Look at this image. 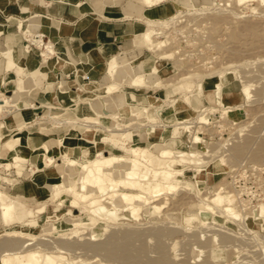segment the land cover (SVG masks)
I'll use <instances>...</instances> for the list:
<instances>
[{"label": "bare ground", "instance_id": "1", "mask_svg": "<svg viewBox=\"0 0 264 264\" xmlns=\"http://www.w3.org/2000/svg\"><path fill=\"white\" fill-rule=\"evenodd\" d=\"M161 1L162 0H81V3H84V4H86L87 2L92 3L95 11L101 13L102 15L105 14V12L102 9L103 5L105 3L111 2V3H115V4H120V6H121L120 8L122 9L121 12L123 13V17L135 16L136 19H140L145 23L144 26H141L142 24L139 25L137 27V29L132 33L131 39H129L127 42H125L124 44L121 45L120 49H121V51L125 52V56H126L127 50L128 49L132 50L133 47H142V48H145L147 50H153V51L155 50V52H158L157 56H159V58L166 57L167 55H170L171 53H173L171 55H175L177 52L179 53V50H181L183 54L180 52L181 54H179V55H181V56H178L176 54L177 55V56H175L176 59L174 58L175 63H177V62L179 63V62H181V58H183L182 55L187 54L185 52H188L189 50L183 51L181 48L178 49L177 48L178 46L176 48L172 47L173 44H172V46L167 47V45H168L166 43L167 39H162L159 37H160V35H166L168 32V29L172 28V30H173L176 27V25H177V27L175 28V31H178L179 33L181 32V37L183 35H184L183 37H186V32H184V31H186V29L188 28L187 26H189V29H187V30L189 32L191 31L190 30L191 20L188 21V23H187V20H188L187 17H188V15L191 14L192 10L191 11H189L187 9L186 10H182V9L172 10L170 8L171 6L168 4V2H166V3H162L161 5H159L161 7V9L156 12L155 18L154 17H148L145 15V7L146 6L148 7L151 5H156V4L160 3ZM179 1H182V0H179ZM203 1L206 4H210V5H207L204 8L201 7L202 9H200V10L198 8H196L197 11L195 13L199 14L200 12H203V11L208 10V9L209 10L222 9L224 11L227 10L230 13V15H232V16L234 15L235 16L234 18L242 17L243 14H242V12H237L235 9H233L235 7L232 5L233 1L235 4L239 3L240 6L242 3V5L244 7H248L250 4L249 0H233V1H229V0L228 1H226V0H223V1L222 0H203ZM221 1L222 2L225 1L226 5L220 7L219 4H222V3H220ZM187 2H190V4H192V5L194 4L196 6L198 4H201V3L203 4V2L201 0H187ZM256 2L258 5L259 4L264 5V0H256ZM227 4L232 5V6L230 7ZM258 5L257 6H251L250 7L251 10L253 11L254 9H257ZM227 6H229V8ZM259 10H260V8H259ZM150 12H151V10H150ZM192 13H194V9H193ZM212 13H214V12H212ZM225 13H226V11H225ZM214 14H216V12ZM262 14H264V13H262ZM213 16H215V15H213ZM236 21H238V18L235 20V22ZM226 22L228 23L229 21H226ZM255 22L256 23L249 22V21H246L245 23L241 22L239 24H242V23L243 24L241 26L239 25L240 27L234 26L233 24L230 23L234 27H231V28L227 27V28H230L229 30H227V28L225 27V29L228 31V33H226V34L229 36L230 40L234 41V44L236 42H238V44H239L238 45L236 43L235 44L236 47H232L233 49H236L237 47L239 48V46L241 44L244 47V44L245 45H246V43L250 44V42L252 45L256 44V43H253V42H256L255 39L257 40V39L262 38L264 40V29L261 28V26H260V28L258 27V25H260V22H259V24H257V21H255ZM213 25H215V23ZM67 27H69V26H67ZM25 29L29 33L28 34L29 35V42H32L33 45L42 48L39 51V53H40V55L43 56V58H47L51 53L55 52V49L53 48L52 43H50L49 41L45 42V40H43L41 37H34V35L31 36L32 31L35 29V26L33 24H26ZM56 30H59V29H56ZM182 32L184 33L183 35H182ZM173 33H175V32L173 31ZM40 34H42V33H40ZM179 35H178V37H179ZM245 36H247V38ZM252 36H259V37L252 38ZM207 37H208V35H207ZM189 38H192V37H189ZM248 39H249V42H248ZM188 40H189L188 38H183V41H185V43H188L186 45H189ZM190 41H191V39H190ZM212 41H214V40L212 39ZM192 42H194V41H192ZM219 44L217 46H219ZM226 44L227 43H225V46H226ZM228 44H229V42H228ZM232 44H233V42H232ZM190 45H191V43H190ZM215 45H216V42H215ZM221 45H220V47H221ZM174 46H175V44H174ZM188 47H190V46H188ZM210 47H212V46L210 45ZM230 47H231V45H230ZM249 48H251V45ZM201 49H202V47H201ZM226 49H227V47H226ZM243 49H247V48H243ZM6 50H8V52L11 56L10 60H6V65L8 66L9 64L17 63L16 62L17 61V56H16L17 54L13 53L14 49L12 47H8V48H6ZM238 50H240V49H238ZM238 50H236V51H238ZM236 51L234 54H232L233 53V51H232L231 54L234 56L236 54ZM32 53H36V52L34 51ZM199 53H201V50ZM189 54H192V53L189 52ZM58 55H59V53H58ZM200 55L201 54H199V56ZM125 56L124 55L121 56L120 53H115V54L110 55L107 58L105 72L111 74L112 75L111 77H113L112 79H114V80L104 84L102 87V91L100 90L101 92L100 91H98L99 93L93 92V94H92L93 96L89 99V101H87V103H86L87 105L84 106V108H86L87 111L86 112L83 111L85 120L86 119L90 120L89 119L90 111H94V112H95V110L98 111L100 109V107L102 106V108L111 112V116L116 118L118 125L123 124V126L125 125V127H121V126L118 127V125L112 126V127H106L103 124L97 123V121H93V123H92V121L91 122L87 121V123L84 124L85 126L83 128H80V127L78 128L76 125H74V122L77 119H75V120L74 119H72V120H69V119L60 120V119H57L54 114L50 113L48 117H50L51 122L59 124V125H67V130L63 134H60L58 137L56 136L57 137L55 140L56 144L54 146H49L47 143L41 142V143L34 144L33 149H32V151H34V153L37 154L38 161H36V165L34 167H32L30 165L28 168L30 169V172H31L30 176H31V178L34 179L35 185L38 187L41 186L40 188H42V191L44 190L42 186L45 185L46 190L44 192L45 193L47 192V199L52 200V201H56V203H59V204H62V202H63V199L61 198V194L63 192H69L72 196L69 199V204L72 207H78L82 212L86 213L85 216H80L77 214H72L71 209L68 210L69 214L64 215L62 220L60 222H58V231L57 230H55V231L59 232L60 230L61 231L64 230L62 232L61 231L59 232V234H61V233L63 234V235L61 234V236H64L65 232H68V233L70 232L73 234L72 235L73 237L75 236L74 234H79V235H82V236H80L82 238H80V237L79 238H73L70 234L71 237L68 238L69 239L68 240L66 237V233H65L64 238H66V239H64L63 237H58V239L56 238L57 240L55 238L52 240L51 238L48 237V239L45 240L43 238L46 237V235H44V237H42V239H41V242L39 240V245L37 243L38 240L36 241L35 244L31 245L30 243H27V241L24 239L25 237L23 238L22 235L20 234L23 230L20 231L21 226L19 225L18 228H16V229L13 228V230L15 229V232L16 233L19 232V234L21 236L18 235V237H17L16 234H15V236H14V234L9 236L11 233H7L9 235L6 236L5 232L3 233L4 235L2 233H1L2 235H0L3 237L5 236L4 238L1 237V239H0L1 240L0 241V264H111L112 262H110V261L116 262L115 260H117V262L119 261L118 264H121L120 261L123 264H177V263L178 264H217V263L211 261L210 255H209L210 253L207 252V250L209 248H211V246L208 247L207 250L205 248V252H207V255H209V256L206 255L204 258L201 257L202 258L201 261L196 262V260L198 258H196L195 261H191V260L187 259L188 258L187 255L185 257H183L184 259H187V261L183 260L182 256L180 257V259L183 260L182 262L174 261V260H176V258L174 259L173 257H175V255L177 254L175 252L176 249L173 248L175 245H173L171 242V244L173 246L172 247L170 246V249L173 248V249H175V251L169 250L168 246H165L167 244V242L165 244L163 241L164 239H165V241L167 239L166 238L162 239V238H163V235H165V234H166L165 237L169 234L173 235L172 233H175L174 231H178L181 229H179V227H177L174 223L169 222V221H158L161 223V224H159V226L158 225L156 226V224H154V222H157V220L156 221L152 220L153 223L152 224L150 223L151 218L149 216H151L152 219L157 217V214H155V212L161 213L160 212L161 208L166 206L164 203L171 201L173 199H174V201H175V199L177 200L178 197L173 198V199H171V198L178 191H181L180 193H183L184 195L186 194L188 197L191 196L190 200H185L186 198L184 199V195H183V198L180 197V196H182V194H181L179 196V199L181 198L180 201H182V200L185 201V202L182 201L184 203L179 201L181 203V206H182V204L186 203V205H185L186 208H190L191 210H195L196 213H198L202 216L204 215L202 217L203 220L204 219L206 220V218L209 216L210 219L213 218V220H215V221L212 220L213 222H216V221H217V223H218V221L220 222L218 225L221 228H216L215 229L216 231L213 230L215 232V234H213L214 232H212L213 235H211V237L216 235L215 238L217 239V244L218 245L220 244L221 247L233 245V247H235V249L240 248L241 239H239V235H237L236 231L238 230V228H241L242 230L244 228L243 226L242 227H236L237 228V230H236V229L229 227L226 224H224V220L220 221V219H222V216H225V214H230L229 217H232L234 222H236L235 219H237L238 217H240V219H242L245 216H250V217H252V219L254 221H258V222L264 224V199L260 200V201H257V199H256L255 200V202L257 201L256 204H251V203L248 204L249 202H247L245 200H241L238 197L240 191L233 186L232 187L229 186L228 184L230 182H227L224 179V177L220 178V180H218L214 184L205 185L204 190L200 189L198 179L195 178L194 181H191V180L188 181L184 178V175L186 174L185 169L177 167L176 162L180 161L184 158H190L192 160L194 159V161L196 160V162L198 164L201 161L206 162L205 158L203 157L204 156L203 151L193 149V148H190V150L185 151V150L179 149V148L175 149V148H170L168 146H163L169 141V139L171 137H165L161 141H153L150 144H142L141 143V140L144 137H150V135L152 133H154V131H155L154 125H155V122L157 120V117H156L157 115L160 116L162 112H166V111H170L173 114L178 113L180 111H183V109H184L183 105L178 103L179 97L178 98L163 99L157 95L148 96L149 98L152 97L154 99V102H150L147 100V103L145 104V103H138V102H132V103L126 102L125 99H123V97L121 95H114L113 100H112L114 110L110 109L109 104L106 103L105 101H95V99L96 100L103 99L104 97H106L109 94L116 91L118 86H120L119 85L120 82H122V83L124 82V84L127 83L130 86H135L137 88H139V87L147 88L149 86L154 85V83H156L157 81L165 80V78L167 77L165 75V71H167L170 68V66H165V65L161 66V65H159V63H157V60H154L153 62H149L146 65V69H145V68H143L142 63H139V65L137 62L133 64L132 63L133 59L131 57L127 59V57H125ZM242 61H243V64L240 63V65L245 66L246 62L244 63V61H247V60H242ZM200 62H202V61H200ZM202 63L204 64V62H202ZM198 65H197V68H198ZM205 67H206V65H205ZM193 69H194V67H193ZM195 69H196V67H195ZM190 70L192 71V69H190ZM200 70H201V68L199 69V71ZM204 70H205V68H204ZM194 71H196V70H193V72ZM220 71L221 70H219V71L217 70L216 72H212V73H214V79L206 81L208 87L213 90V101L220 108H217L216 106H208V105L203 106L200 110H197V111L195 110L196 112H195L194 116H192V117L191 116L190 117L189 116L178 117L176 119V121L172 122L174 124H180L181 127L183 128V130L186 131V135L189 136V139L192 142L202 141V138H200V136L198 134L199 127L201 129L202 128L204 129V124H209V123H212L214 121L218 122V120L221 117H222V119L227 117L226 112L235 108L236 105L237 106L240 105L238 103L235 106H232V105L225 103V101H226L225 100V92H223V90H222V89H224L223 85H225V82L223 81V77L225 75V72L224 71L220 72ZM104 76L105 75L103 74L102 77H104ZM238 76L240 77L239 79H240L241 86H242V92L244 94V99L246 101H253L255 99L260 100L261 99L260 97H263L262 94L264 93V91L261 94L262 96L260 95V93L255 94L256 92L255 93L251 92V85L252 84L248 81L247 78L244 79V76H245L244 70ZM2 77L3 78L1 80V82L3 84H6L7 87L12 86L14 79L7 78L6 74H3ZM241 77H243L242 80H241ZM25 78H26V81L27 80L32 81V75L31 74H29ZM166 80H168V79L166 78ZM198 82L193 81V79L191 80V78L190 79L189 78H183L178 83L175 82L176 83L175 88L184 92V96H183V98H181V100L184 103L188 104L190 107L192 106L193 109H195V107L197 106V104L195 103V97L197 95H199L201 90L203 89V86ZM88 84H90L92 88L91 89L88 88L85 90L89 91V92L95 91V89H96L95 84H97V81L84 83V85H88ZM81 86H83L82 83H81ZM258 90H259V92H261V90H263V89L260 87V89L258 88ZM258 90H256V91L258 92ZM71 92L72 93L70 94V96L68 95L70 97V100L77 102V100H78L76 98L77 96L75 97L76 91L72 90ZM59 94H60V95H58V98L60 99L59 101H62L61 99H65L67 91L66 90H60ZM254 95H256V96L253 97ZM20 98H21V96L19 95L17 90L13 91V93H10V94L4 93V91H0V116L2 114L12 112L14 107L16 108L18 106L17 101ZM159 98L162 99V101H161V103H159L157 105V104H155V102L158 101ZM253 98H255V99H253ZM124 102H126L125 103L126 105L124 104ZM51 107H53V106H51ZM67 107H69V106H67ZM217 117H220V118H217ZM85 120H82V122H84ZM220 120H219V122H220ZM142 121H146V122H142ZM95 122L97 125L94 124ZM148 122H149V124H148ZM229 122H231V124L232 123L238 124V130L243 129V127L245 126V123H241L240 121H235L233 119H232V121H229ZM23 123L25 124L26 122H24V120L19 118L16 121L12 120L10 123H8V125L12 126L13 129L16 132H18L19 130H21L24 127ZM213 125H215V124H213ZM143 126H145V127H143ZM208 128H210V127H208ZM103 129L107 130L108 134L111 137V141H117V134H119V136H120L119 138L128 139L129 146H130V153L129 154H122V153H108V154H106L104 152V149H103L104 144H105L104 141L101 138L97 137L98 131H102ZM174 130H176L175 126L172 128V131H174ZM135 137H136V140L138 141L136 143L134 140ZM260 137H262V139H259L258 143L256 144L257 147L255 146L256 148H254V146H252L254 148L252 156L254 159H256V161H257V158L260 160L264 158V135L260 136ZM7 138H9V137H7ZM18 140H19L18 134H15V133L11 134V137L8 140H6V145L11 149V153L9 154L8 157L0 156V167H3L6 171L13 169L17 175H22L23 171L26 169L25 163L28 161V158L25 154L22 153V151H19V149L16 147ZM251 140L252 139L250 138V136H247L245 138L243 137L242 140H237V142H235L236 141L235 140L234 141L235 143L230 144L231 146H229L226 149L227 152L225 154L221 150L223 155L220 152H219V154H221L220 157L222 159H224L222 161L227 162V164H229L228 166L233 168L234 164L232 162H234L235 160L237 162L239 159L237 160L236 158L244 155L243 153L248 148ZM75 141H76V143L77 142L80 143V145L77 144L74 146H70L73 142L75 143ZM252 147H250V148H252ZM77 148H79V150H80L79 151L80 158H76V157L72 156V153ZM89 148H92L93 150L90 151ZM152 149L156 150L157 153L152 152ZM54 150H56V152H53ZM207 151H208V149H207ZM223 151H224V149H223ZM211 153L212 152H210L209 155ZM219 154H217V156ZM212 155H214V154H212ZM248 155H250V158L252 157L251 154H248ZM214 156H216V154ZM244 157H245V155H244ZM248 158L249 157H247V159ZM253 158H252V160H253ZM194 161H191V162L195 163ZM204 162H201V164ZM237 163H235V165H238ZM249 163H250V161H249ZM249 163H247V164H249ZM252 163H254V162H252ZM50 164H52L53 167H50L49 166ZM59 164H63V170L62 171L56 170V166ZM260 164H262V163H260ZM193 165H195V164H193ZM246 165H244V166H246ZM251 165H253V164H251ZM244 166H243V168H244ZM263 167H264V164H263ZM192 168L194 169L195 166L191 167V169ZM197 168L198 167H196V169ZM260 168H258V169H260ZM51 170H54V171H51ZM244 170H245V168H244ZM233 171H234V169L231 172L233 173ZM251 171H252V169H251ZM210 173L211 172H209L208 175L216 174V170H214V172H212L211 174ZM232 173H229V174H231V176H232ZM251 173H250V175H251ZM257 173H258V171H257ZM238 174H240V173H238ZM234 176H232V177L234 178ZM242 176H244V175H242ZM2 177H5V176H2ZM237 178H238V176H237ZM262 179L263 178H261L260 180H262ZM233 184H234V181H233ZM243 186H244V184H243ZM246 187L244 189H246ZM250 190H252V189H250ZM260 190H257V191H260ZM263 190L264 189H262V191ZM160 194L161 195L163 194L164 197L162 198V200L157 201V200H159L158 196ZM161 195H160V197H162ZM250 200H248V201H250ZM177 204H179V203L174 202V205H177ZM43 207L44 206H39L35 210L28 209L26 214L28 216H33L35 211L40 212V211H42ZM97 214H99L102 217V219L106 218V220H107V218H109L108 220H110V218L113 219L117 216H124L125 215V216H127V219H128L127 221H131L130 219L138 220V222H136V223L134 222V224H138V225H140L141 223L145 224L148 221V220H145V218L149 217L150 222L148 221V223H150V225L147 223L148 225H145V227L149 226L150 229L144 230L143 224H142L143 227L141 225V227L143 229H141L140 226L137 227L138 225L136 227H130L132 225H129L127 222V224L129 225V229L125 228V227L124 228L122 227L123 229L120 228L122 230H119V229L118 230H113V229L110 230L109 229V230H107V232L109 231V233L105 232L106 235L104 234L105 237L108 235L104 240H102V236L100 237V240H97L96 234L93 231L91 232L89 230V228L92 225H90V227H89V224L86 223L87 220H93L94 222L95 221L97 222L98 219L101 218L100 216L98 218ZM163 214H165V216H166L165 210H164V213L162 212V214H160V215L164 216ZM95 215H97V216H95ZM139 215L141 217H139ZM16 216H18V210L16 208V199L9 196V194L6 191H4L0 188V223L12 222V221H14ZM47 217L49 218V216H47ZM50 217H58V214H55V213L50 214ZM136 218H138V219H136ZM140 219H143V221H146V222H142V220H141V223H140V221H139ZM168 219L170 220V217ZM197 219H199V218H197ZM18 220H20V219H18ZM22 220H24V219H22ZM99 220H101V219H99ZM108 220H107V222H108ZM164 220H166V219H164ZM206 221L208 222V220H206ZM212 221H210L211 224H212ZM30 222L31 221H29V223ZM124 222H126V221H124ZM124 222H123V224L125 225ZM162 222L166 223V224H164V226H163ZM242 222H243V220H242ZM26 223H27V220H26ZM26 223H24V224H26ZM53 223H54V221L50 222L49 224H51L53 226L54 225ZM110 224L105 222L104 225L102 226L103 230L105 231L107 228H110V226H111ZM113 224H115V223H113ZM132 224H133V222H132ZM172 224H174L175 227ZM211 224H210V226H211ZM52 226L49 229L43 226V229L46 230V233H47V230H48V232L51 233V231H49V230H51V228L54 229V227H52ZM225 227H227V228L225 229ZM112 228L117 229L116 227H112ZM68 229H70L71 231ZM85 229H87V231H90V232H87V231L84 232ZM248 229H250L249 230L250 233H253V234L258 233L259 234V232H258L259 230L252 229V228H247L245 230H248ZM65 230H68V231H65ZM194 230L195 229H193V233L190 234L191 236L187 235V236H189V237H186V239H185L187 242H189L187 239V238H189L192 242H196L198 244H200V243H203V244L211 243L209 241V237H207L208 239H205V237H201L202 236L201 234L204 233L205 229L202 230L201 233H200V228L199 229L197 228L195 231ZM3 231H4V229H3ZM5 231L6 232L9 231V229H7ZM145 231L147 232V234H149V236L151 234L152 235L151 237L155 238V241H156V242L154 241V243H155V245H154L155 251L154 252L155 253H153V254H150V252L153 250V249L151 250V247L153 246V244L150 243L152 246L149 244H145V241H147V243H148V239L150 238L148 236L143 235L146 233ZM184 231L186 232V230H184ZM196 231H198V232H196ZM10 232H12V231H10ZM52 232H53V230H52ZM181 232H182V230H181ZM25 233H27V232H25ZM25 233L23 236L26 235ZM170 235H169V238H170ZM205 235H208L207 232ZM12 236H14V237H12ZM67 236L69 237V234ZM20 237H22V238H20ZM143 237L145 238L144 243H143ZM147 237H148V239H147ZM71 238H73V239H71ZM215 238L213 237L214 240H212V242L215 241ZM211 239L212 238H210V240ZM152 240H154V239H152ZM173 241H174V239H173ZM243 242H245V241H243ZM215 243L216 242H214L213 245H215ZM186 244H189V243H186ZM203 244H200V245L202 246ZM241 244H243V243H241ZM147 245L150 246L151 251H149V247ZM167 245H169V244H167ZM194 245L195 244H193L192 247ZM38 246H40L42 248H40ZM218 247H220V246H218ZM245 247H247V246H245ZM39 248L42 250H38ZM76 248H79V249H77V250H80L79 252H77L79 254H75ZM80 248L82 250L84 249L86 251L90 250L89 251L90 253L84 252L85 256H81L80 254L82 253V251ZM167 249L170 252L173 251V254H174L173 257L168 252ZM191 249H193V248H191ZM146 250H148L149 253H147ZM193 251L196 252V250H193ZM250 251L251 250H249L247 252H250ZM99 253L100 254L102 253L101 256L103 257L104 261L102 260L101 256H99V258L97 257L98 255H100ZM251 253H254V252L251 251ZM86 254H91V256H88ZM149 254H150V256H149ZM179 254H177L178 257L176 255L177 258H179ZM239 254L240 253H238V255ZM95 255H97V256H95ZM242 255L244 256V254H242ZM239 257H241V256H239ZM243 258H245V257H243ZM260 259L262 260V258H260ZM230 260L232 261V259H230ZM234 261H237V262L234 263ZM238 261L240 262V260H237V258L235 257V259L233 260L232 263L237 264V263H239Z\"/></svg>", "mask_w": 264, "mask_h": 264}, {"label": "rangeland", "instance_id": "2", "mask_svg": "<svg viewBox=\"0 0 264 264\" xmlns=\"http://www.w3.org/2000/svg\"><path fill=\"white\" fill-rule=\"evenodd\" d=\"M201 1L203 2V4L201 3V4H198L196 6L194 4L193 5L190 4V2H187V0H182V1H179V2L183 3L184 6L176 7V9H182V10H186L187 9L189 11H191V10L193 11V9H194V13H192V11H191V14L188 15V17H187V19H188L187 23H188V21L191 20V27H190L191 31L189 32L187 30V29H189V26L186 25L188 27V28L186 27L187 29H186V31H184V32H186V37H183L184 36L183 32H182L183 36L181 37V32L179 33L178 31H175V28L177 27V25H176V27L174 26L175 28L173 27L174 28L173 30H172V28H169L166 35H160V37H159V38H162V39H167V42H166L168 44L167 47L168 46H172V44H173L172 47L176 48L178 46L177 48L178 49L181 48L183 51H186V50L188 51L189 50L188 52H185L187 54L182 55L183 58H181V62L175 63V60H174L175 56H177V55L181 56V55H179V54L182 53L181 50H179V53L178 52L176 53L177 55L176 54L175 55H171V54H173V53H171L170 55H167L168 57L166 56V57L159 58V56H157L158 52H155V50L154 51L153 50H149V51L147 50L146 51L145 48H141V50L145 51L144 56L145 57L149 56V58H150V59L142 60L143 68L146 69V65L149 62H153L154 60H157V63H159V65H161V66H164V65L165 66H170V68L167 71H165V75L167 76V77L166 76L165 77L168 80H166V78H165V80H163V81H157L156 83H154V85L149 86L147 88H144V87L143 88L142 87L137 88L135 86H130L127 83L124 84V82L123 83L120 82V84H119L120 86H118L116 91H114L113 93H111L108 96L104 97L103 99H100V100L99 99L98 100L95 99V101H108L109 97L111 98L109 101H112L114 95H121L123 97V99H125L126 102H131V103L132 102H138V103H145L146 104L147 100L150 101V102H154V99L152 97L151 98L146 97V94L149 95V96L157 95V96H159L160 98H163V99L178 98L179 97L178 103L183 105V107H184L183 111H180V112L175 113V114H173L170 111H166V112H162L160 116L157 115L156 116L157 120H156L155 125H154V128H155L154 129L155 130L154 133H152L150 135V137H144L141 140V143L142 144H150L153 141H161L165 137H171L169 139V141L163 146H168L170 148H175V149L179 148V149H183L185 151L190 150V148L203 151L204 152V156L203 157L205 158L206 162L208 161L207 163L204 162V161H201V162H204V163L201 164V162L199 161L200 163L198 164L196 162V160L194 161V159L192 160L190 158H184V159H182L183 161L180 160L181 162L180 161L176 162L177 167L185 169L186 174L184 175V178L186 180H188V181H190V180L194 181L195 178L198 179L199 180V187L202 190L205 189V185L214 184L218 180H220V178L224 177V179L227 182H230L228 184L229 186H231V187L233 186V187H235L237 189L238 187L236 185L242 186L244 184V188L246 186H247L246 189L248 188L247 190L245 189L248 195L251 194L252 192L254 194H256L257 192H259L257 190L264 189V187H263L264 186V182H263L264 181V167H263V164H264V160L263 159L264 158L261 159V160L257 158V161H256V159H254L253 156H252L254 148L257 147L256 144L258 143L259 139H262V137H260V136L264 135V98H263L264 97V93L262 94V92L264 91V40L262 38L257 39V40L255 39L256 42H253V43H256V44L252 45L251 42H250V44L246 43V45L247 44L249 45V46L247 45L248 47L245 44H244V47H243V45L241 44L242 46L240 45L239 48L237 47L236 49H233L232 47H236L235 44L236 43L238 44V42H236L234 44V41L230 40L229 36L226 33H228L227 30H229L231 27H234V26L238 27L239 25L241 26L243 23L242 24H239V23H241V22L245 23L246 21L254 22V23H256L255 21H257V24H259V22H260V25H258V27L260 28V26H261V28L264 29V14H262V13H264V5H261V4L258 5L256 0H249V2H250L249 6L248 7H244L242 5V3H241V6H240L239 3H238L239 5H238V4H235L233 0H229V1H233L232 5L235 6L233 9H235L237 12H242V14H243L242 17H237L238 21L240 19L242 21L240 20L239 22L238 21L235 22V20L237 18H234L235 17L234 15L233 16L230 15V13L227 10H225L226 13L222 9H217V10L216 9H212V10L208 9V10H205L203 12H200L199 14L195 13L197 11L196 8H198L200 10V9L204 8L205 6H207V5H210V4H206L203 0H201ZM222 1L220 2L222 4H219L220 7L226 5L225 1L224 2H222ZM226 1H228V0H226ZM166 2H168V4L170 5L169 0H162L160 3H158L156 5H161L162 3H166ZM229 4H227V5H229ZM232 5H229V6L231 7ZM257 5H258V8L257 7L256 8L258 10L254 9L252 11L250 7L251 6H257ZM229 6H227V7L229 8ZM259 8H260V10H259ZM212 12H214V13L216 12V14H214ZM212 14L215 15V16H213ZM140 21H141L140 23L142 24L141 26H144L145 23L142 20H140ZM226 21H229V22L227 23ZM213 22L215 23V25H213L214 24ZM230 23L233 24L234 26L231 25ZM225 27L226 28L230 27V28H227V30H226ZM173 31L175 33H173ZM34 32H35V29L32 31L31 36L34 35ZM178 35H179V37H178ZM207 35H208L209 38L207 37ZM189 37H192V38H189ZM245 37L247 38V36H245ZM257 37H259V36H252V38H257ZM183 38H188L189 39L188 40L189 45H186L188 43H185L186 40L183 41ZM190 39H191V41H190ZM212 39L216 42V45H215V42L212 41ZM192 41H194L195 43L192 42ZM228 42H229V44H228ZM232 42H233V44H232ZM248 42H249V39H248ZM190 43H191V45H190ZM225 43H227L226 46H225ZM174 44H175V46H174ZM218 44H219V46H217ZM30 45L31 44H30V42L28 40L27 46L24 47L25 50H29L30 49L29 48ZM210 45L212 47H210ZM220 45H221V47H220ZM230 45H231V47H230ZM250 45H251V48H249ZM188 46H190V47H188ZM201 47H202V49H201ZM226 47H227V49H226ZM242 47L243 48H247V49H243ZM41 49H42L41 47L32 45V47L30 49V52L32 53V52L35 51L37 55H40L39 51ZM238 49H240V50H238ZM0 50H1V48H0ZM130 50L131 49H128L127 52H129ZM133 50L138 52V49H133ZM133 50H131L130 53H126V55L128 56L127 59L130 58V56H132V55L133 56L136 55ZM197 50L199 52L201 50V53H199ZM231 50L233 51V53H232ZM236 50H238L239 52L236 51ZM1 51H2V54L5 55V58H0V63H2V65H4L5 68L7 69V72L5 73L6 77L9 78V79L10 78L13 79V77L11 75L12 72L9 71V69H11L12 67L16 66L17 67V71H20L21 70V66H19L20 64H19L18 60L16 61L17 63L9 64L7 66L6 65V60H10L11 56H10L8 50H6V48L2 49ZM235 51H236V54L233 56L232 54H234ZM189 52L192 53V54H189ZM198 53L201 54V55L199 56ZM40 56L43 58L42 55H40ZM242 60H247V61H244V63L246 62L245 66L240 65V63L243 64ZM200 61L204 62V64L206 65L207 68ZM136 62L138 63V65H139V63H141V62H139V58H136V59L134 58L132 60L133 64L136 63ZM197 65H198V68L199 69L201 68L202 71L201 70L199 71V69L197 68ZM193 67H194V69H193ZM195 67H196V69H195ZM204 68H205V70H204ZM190 69H192V71ZM193 70H196V71L193 72ZM217 70L218 71L221 70L220 72H223V71L225 72V75L223 77V81L225 82V85H223L224 89H222L223 92H225V100H226L225 103L229 104V105H232V106H235L236 104L239 103L241 106L240 105L239 106L236 105L237 107L235 106V108H233L232 110L226 112L227 117H225L223 119H222V117L221 118L217 117V118H220L221 120L219 119L220 122H219V120H218V122L217 121L212 122L215 125H213L212 123H209V124H204V129L203 128L201 129L199 127L198 134H199L200 138H202V141H200V142H192V141H190L189 136L186 135V131L183 130L181 125L180 124H174L172 122L176 121V119L178 117H187V116H189V117L191 116L192 117V116H194L195 112L197 110H200L203 106H207L208 105V106H216L217 108H220L213 101V90L211 88H209L207 83H206V81L214 79V73H212V72H216ZM243 70L245 71L244 79L247 78L248 81L252 84L251 85V92H253V93L256 92L255 94L260 93V95L261 94L263 95V97H260L261 98L260 100L253 98L255 100L246 101L244 99V94L242 92V86H241V82H240V79H239L240 77L238 76L241 72H243ZM103 74L105 76L101 78V81H97V84H95L96 85L95 91L89 92V91L85 90V89H88V88H90V89L92 88L90 84H88V85H84L83 84V86H81V84H80L78 86V89L76 90V95H75V97L77 96L76 98L78 100H77V102L73 101V103L71 105H67L69 107H67V106L66 107L65 106H59V108H58L57 106L48 103V104H44V105H46L47 108H49L48 111L45 110L44 106L40 108V111L38 113V115H40V116L35 118L34 121L39 123L42 127H44L45 124L49 125L51 123L52 127L50 129H48V130L44 129V128L40 129L39 127H37L38 124L33 125L30 128L35 126V127H37L36 129H39L40 131H43V132H46V133L49 132V134H51L49 136H51V137H56V136L58 137L60 134H63L64 132H66L67 125H59V124H56V123H52L51 120H50V117H48L50 113L54 114L55 117L57 119H60V120H63V119H69V120L74 119L75 120V119H77V120H75L74 125H76L78 128L79 127L83 128L85 126L84 124L87 123V121L88 122L92 121V123H93V121H97V123L103 124L106 127L117 126L118 123L116 121V118L111 116V112L105 110L104 108H102V106L100 107V109L98 111H96V110H95V112L94 111H90V113H89V116H90L89 119L90 120H88V119L85 120V118H84L83 111H85V112L87 111V109L84 108V106L87 105L86 104L87 101H89V99L93 96L92 95L93 92L99 93L98 91H100V90L102 91V87H103L104 84L114 80V79H112L113 77H111L112 76L111 74L106 73V72H104ZM2 78L3 77L1 76V79ZM183 78H189V79L191 78V80L193 79V81H196V82L199 81L198 83H200L203 86V89L201 90L200 94L195 97V103L197 104L195 109H193L192 106L190 107L188 104L184 103L181 100V98H183V96H184V92H182L181 90L175 88V85H176L175 82L178 83ZM242 78L243 77H241V80H242ZM32 84H33L32 81H29V80L26 81V78H22V77L18 76L16 78V80H14L12 86H10V87L13 88V91L19 90L18 93H19V95H21V92L24 91V87L25 86H31ZM260 87L263 89V90H261V92H259V90H258V88L260 89ZM132 90H134V93H133ZM256 90H258V92ZM128 91L129 92L132 91L130 93L132 98H129L130 94L128 93ZM125 92L127 94H125ZM135 92H137V93H135ZM70 93H72V92H70ZM9 94H10V92H9ZM127 95H128V98H127ZM69 96H70V94H69ZM255 96L256 95H254L253 97H255ZM160 98L158 99V101L155 102V104L158 105L159 103H161L162 99H160ZM126 102H124V104ZM51 106H53V107H51ZM112 110H114V106H112ZM81 119L85 120L86 122L85 121L82 122ZM232 119L235 120V121H240L241 123H245V126L243 127V129L238 130V124H233V123L231 124V122H229V121H232ZM142 122H146V121H142ZM94 124H96V122ZM148 124H149V122H148ZM119 126L125 127V125L123 126V124L122 125H118V127ZM174 126H175L176 130L172 131V128ZM143 127H145V126H143ZM206 127L207 128L210 127V128L207 129ZM18 132L15 131V134H17ZM247 136H250V138L252 140L250 141L248 148L243 153L245 155V157H244L243 154H242L243 156L237 157L236 159L237 160L239 159L237 161L238 163L236 162V160L235 161L233 160L234 162H232V163L234 164V167L231 168L230 166H228L229 164H227V162L222 161L224 159H222L220 157V155L221 154L223 155V153L225 154L227 152L226 149L229 146H231L230 144L237 142V140H242L243 137L245 138ZM97 137L101 138L104 141L105 144H104V148L103 149H104V152L106 154H108V153L129 154L130 153V146H129L128 139L119 138L120 137L119 134H117V141H111V137L108 134L107 130L103 129L102 131H98ZM134 140H135V143L138 142L136 140V137H135ZM77 144L80 145V143H78V142L76 143V141H75V143L73 142L70 146H74V145H77ZM252 146H254V148ZM250 147H252V148H250ZM207 149H208V151H207ZM223 149H224V151H223ZM89 150L92 151L93 149L89 148ZM221 150H222L223 153L221 152ZM79 151H80L79 148L75 149L74 152L72 153V156H74L76 158H80ZM53 152H56V150H54ZM152 152L157 153L156 150H153V149H152ZM210 152H212V153L209 155ZM219 152L221 154H219ZM212 154H214V155L216 154V156H214ZM217 154H219V155L217 156ZM248 154H251L252 157L250 158V155H248ZM36 157H37V155H36ZM247 157H249L250 159L249 158L247 159ZM252 158H253V160H252ZM37 161H38V157H37ZM191 161H194L195 163H193ZM249 161H250V163H249ZM252 162H254V163H252ZM235 163H237L238 165H235ZM247 163H249V164H247ZM260 163H262V164H260ZM25 164H26V169L23 171L22 175L25 178H30L31 179L33 188H34L35 192L39 193V195L38 196H29V195L22 196V195H19L15 189H13V191H12L11 189H8L7 187L3 188L0 185V188L2 190L6 191L9 194V196H11L12 198L16 199V208L18 210V216H16L17 219L15 218L14 221L9 222V223H0V235H2L4 232H5L6 236L9 235L7 233H11L9 236H11L12 234H14V236L16 234L17 237H18V235L19 236L22 235L23 238L25 237L24 239L27 241V243H30L31 245L35 244L37 240H38L37 243L39 245V240L41 242V239H42V237H44V235H46V237H47V238L46 237L43 238L45 240L48 239V237L51 238L52 240L54 238L58 239V237H63L64 238L65 233H66L67 239L70 238L73 235L70 232L69 233L65 232L64 236H61L62 233L59 234V232L61 230L59 232H57L58 231V222H60L62 220L64 215H68L69 214L68 210H70V209H71V213L72 214L85 216L86 213L82 212L78 207H72L69 204V199L72 197L69 192H63L61 194V198L63 199L62 204L56 203V201L48 200L47 199V192L46 193L44 192L46 190V186L45 185L42 186L43 189H44L42 191V188H40L41 186L38 187V186L35 185L34 179L31 178V176H30L31 175L30 169L28 168L30 166V164L27 163V162ZM193 164H195V165H193ZM251 164H253V165H251ZM244 165H246V166H244ZM49 166L53 167L52 164H50ZM194 166H195V168L191 169V167H194ZM243 166H244L245 170L247 169L246 171L244 170ZM196 167H198V168L196 169ZM258 168H260V169H258ZM262 168H263V171L261 170ZM233 169H234V171H233L234 174L231 172ZM251 169H252L253 172L251 171ZM56 170L57 171H62L63 170V164H60V166L57 165L56 166ZM214 170H216V174H211L212 172H214ZM9 171H6L3 167H0V183H1L2 180L8 181L6 173H8ZM51 171H54V170H51ZM257 171H258V173H257ZM209 172H211L210 173L211 175H208ZM229 173H232V176L235 175L234 176L235 179ZM238 173H240V174H238ZM250 173H251V175H250ZM22 175H19V176H22ZM242 175H244V176H242ZM2 176H5V177H2ZM237 176H238V178H237ZM259 178L260 179L263 178V179L260 180ZM9 181H11V180H9ZM233 181H234V184H233ZM249 188L252 189V190H250ZM180 192L181 191L176 192V194L174 196H172V198H171V199H173V198H177L178 197L177 200L175 199V201H174V199H173L171 201H168V202L164 203L166 206L164 205L165 207L161 208V210H162V211L160 210L161 213L155 212V214H157V217L152 219V217L149 216L151 218V222L149 220L150 219L149 217L145 218V220H148L151 224L153 223V221L157 220V222H154V224H156V226L157 225L159 226V224H161L158 221H169V222L174 223L177 227H179V229L182 230V232H181V230L174 231L175 233H172L173 235L169 234L170 238H169V235H167L165 237L166 234L163 235V238H162V239H164V238L167 239L166 241H165V239L163 241H164L165 244H166V242H167V244H169V245H167V244L165 245V246H168L169 250L175 251V249H176L175 252L177 254L180 253L179 254V258H177L178 257L177 254H176L177 257H176V255H175V257H173L174 256L173 251L170 252L167 249L168 252L172 255V257L174 259L176 258V260L173 259L174 261L182 262L183 260L187 261V259H189L191 261H195L196 258L199 259V260L197 259L196 262L197 261H201L202 260L201 257L204 258L207 255V252H208V253H210L209 255H210L211 261L215 262L217 264H229V263L233 264L232 262L235 259V257L237 258V260H240V262L243 260L241 263L238 261L240 264H264V254H263L264 251H263V253H262L263 255L261 257L258 254L251 253V251L247 252V251L251 250V248L250 247H245L244 242H243V247L236 248V249H235V247H233V245H228V246H225V247L223 245H222L223 247H221L220 244L218 245L217 244V239L215 238L216 235H214L212 237H211V235L215 234V232L213 230H215L216 228H221L218 225L220 222L219 221H218V223H217V221L213 222L215 220H213L212 217H211L212 219H210L209 216L206 218V220H208V222H207L205 219L203 220V218H202L204 215L202 216V215L196 213L195 210H191L190 208H186L185 207L186 203L182 204V206H181L180 202H182L184 200L180 201V199L183 198L184 194L180 193ZM263 192H264V190H263ZM181 194H182V196H180ZM160 195L158 196L159 200H157V201L162 200V198L164 197L163 194L161 195L162 197H160ZM179 196L181 197L180 199H179ZM189 197L186 194L184 195V199L186 198L185 200H190L191 196H189ZM245 198H248V197H245ZM248 200H250V198ZM248 200H246L247 202H249L248 204H250V203L251 204H256L257 201H260V200H263V199H259V200L257 199L256 202H255L254 198L251 199L250 201H248ZM174 202L175 203L177 202L180 205L179 204L174 205ZM184 202H182V203H184ZM39 206H44L42 211H40V212H36L35 211L33 216H28L26 214L28 209L35 210ZM164 210L166 212V216H165V214H163L164 216H161L160 214H162V212L164 213ZM53 213L58 214V217H50V214H53ZM97 215H95V216H97L99 218L100 215L99 214H97ZM47 216H49V218ZM229 216H230V214H225V216H222V219H220V221L224 220V224H226L227 226L232 227L234 229H237L236 227H242V226L244 227L243 228L244 230L247 229V228H251L249 226H254V228H257V229L259 228V224L258 223H260V222L254 221L252 219V217H250V216H245L242 219H240V217H238L237 219H235L236 222H234L233 218L229 217ZM139 217H141V216L139 215ZM169 217H170V220L168 219ZM197 218H199V219H197ZM18 219H20L21 221L18 220ZM22 219H24V220H22ZM99 219H101V220H99ZM99 219H98L97 222L96 221L94 222L93 220H87L86 221V223L89 224V227H90V225H92L89 228V230L91 232L93 231L96 234V237H97L96 239L97 240H100L101 236H102V240H104L108 236L107 235L105 237V235H106L105 232H107V230H109V229L110 230H112V229L113 230H118V229L122 230L124 227L129 229V225H132L130 227H136L138 225V224H134V222L136 223V222H138V220L130 219L131 221H127L128 219H127V216H125V215L124 216H117V217H115L113 219L110 218V220H108L109 218H107L108 222H107L106 218L105 219L103 218L104 220L102 219V217L99 218ZM136 219H138V218H136ZM164 219H166V220H164ZM26 220H27V223H26ZM141 220H142V222H146V221H143V219H140L139 220L140 223H141ZM242 220H243V222H242ZM29 221H31V222L29 223ZM53 221H54V223H53L54 225L52 226L49 223L53 222ZM122 221L123 222L126 221V222H124L125 225L123 224ZM148 221L145 224L141 223L137 227L140 226V228L141 229L144 228V230L145 229H150L149 226L145 227V225H148V224L150 225V223H148ZM210 221H212L213 225L211 224ZM105 222L108 223V224L111 223L110 224L111 226H110V228H107L104 231L102 226L104 225ZM127 222H128L129 225L127 224ZM132 222H133V224H132ZM24 223H26V224H24ZM113 223H115V224H113ZM142 224L144 225V227H143ZM164 224H166V223L162 222L163 226H164ZM174 224H172V225L175 227ZM210 224H211V226H210ZM19 225L21 226L20 231L23 230L22 231L23 233L22 232L20 233L21 235L19 234V232H17L18 234L15 232V229L18 228ZM141 225H142L143 228L141 227ZM260 225H261V228L263 229L264 228V224L260 223ZM43 226L48 228V229L52 226V227H54V229L51 228V230H49V231H51V233L48 232V230H47V233H48L47 234L46 230L43 229ZM112 227H116L117 229L112 228ZM13 228H15V229L13 230ZM120 228H122V229H120ZM197 228L198 229L200 228V233L202 232V230L205 229V231L208 234V235H205L206 232L204 231V233L201 234L202 236L200 235L201 237H205V239H208L207 237H209V241L211 243H205V244L200 243V244H203L204 246L206 245L205 247L203 245L201 246L200 244H198L196 242H192L189 238H187L189 242H187L185 240L186 237L191 236L190 234L193 233V229L196 230ZM226 228L227 227H225V229ZM254 228H252V229H254ZM3 229H4V231H3ZM7 229H9V231L6 232L5 230H7ZM262 229L258 231L259 234L256 233L255 235L260 237L259 240L261 242H264V230L262 232ZM52 230H53V232H52ZM55 230H57V231H55ZM68 230H70V229H68ZM68 230H65V231H68ZM184 230H186V232L187 231L188 232L186 233ZM10 231H12V232H10ZM62 231H64V230H62ZM86 231H87V229L84 230V232H86ZM90 231H87V232H90ZM198 231H196V232H198ZM25 232H27L28 234L25 233ZM212 232H214V233L212 234ZM24 233L26 234L25 236H23ZM107 233H109V231ZM68 234H69V237L67 236ZM70 234H71V236H70ZM74 235H75L74 237L72 236L73 238H79L80 236H82V235H79V234H74ZM143 235L150 237L149 239L147 237L148 243H147V241H145V244H149V245L153 244V246L151 245L153 247V248L151 247V250L153 249L152 251L150 250V246L149 245H147V246L149 247V251H151L150 254L155 253L154 252L155 251V248H154L155 238L151 237L152 236L151 234L149 236V234H147V232L145 234H143ZM187 235H189V236H187ZM14 236H12V237H14ZM1 237H3V236H0V239H1ZM22 237H20V238H22ZM213 237L215 238V241L212 242V240H214ZM73 238H71V239H73ZM80 238H82V237H80ZM151 238L154 239V240H152ZM210 238H212V239L210 240ZM64 239H66V238H64ZM144 239L145 238L143 237V243H144ZM173 239H174V241H173ZM243 240H244V238H243ZM171 242H172L173 245H175L173 247L175 249H173V248L170 249V246L171 247L173 246L171 244ZM185 242L189 243V244H186ZM191 242L193 244H195L193 247H192L193 244ZM214 242H216L215 245H213ZM210 246H211V248L208 249V247H210ZM218 246H220V247H218ZM38 247H40V246H38ZM40 248H42V247H40ZM40 248L38 250H42ZM191 248H193V249H191ZM205 248H206V250L208 249L207 252H205ZM77 249H79V248H76L75 254H79L77 252H79L80 250H77ZM193 250H196V252H194ZM81 251H82V253L80 254L81 256H85V253H90L89 252L90 250L86 251L84 249L83 250L81 249ZM149 251L146 250L147 253H149ZM238 253H240V254L238 255ZM241 253L244 254V256ZM150 254H149V256H150ZM86 255L91 256V254H86ZM101 255H102V253L100 255H98V256L97 255H95V256H97L99 258V256H101ZM186 255H187L188 258L186 257L187 259H184L183 257H185ZM209 255H207V256H209ZM181 256H182L183 260L180 259ZM239 256H241V257H239ZM242 256L245 257V258H243ZM260 258H262V260ZM230 259H232V261ZM102 260H103V257H102ZM115 261L117 262V260H115ZM110 262H112L111 264H118L119 263V261L117 263L114 262V261H110ZM236 262L237 261H234V263H236ZM120 263L123 264L121 261H120ZM239 263H237V264H239Z\"/></svg>", "mask_w": 264, "mask_h": 264}, {"label": "crops", "instance_id": "3", "mask_svg": "<svg viewBox=\"0 0 264 264\" xmlns=\"http://www.w3.org/2000/svg\"><path fill=\"white\" fill-rule=\"evenodd\" d=\"M169 3L172 10L184 6L178 0H169ZM120 7V4L107 2L103 5L105 14L102 15L95 11L92 3L84 4L81 0H0V48L2 50L12 47L21 66L20 71H17L16 66L9 71L12 72L14 80L18 76L25 78L31 74L33 82L31 86L24 87L21 98L17 101L18 106L14 107L15 110L0 116V156L8 157L11 153L6 140L15 133V130L8 123L19 118L26 123H23V129L17 133L19 140L16 147L27 156L29 161L27 163L31 166L34 167L37 161V154L32 151L34 144L41 142L49 146L56 144L57 137H51L49 132L36 129L39 127L48 130L52 124H45L42 127L34 119L40 116L38 113L41 107L44 106L48 111L49 108L44 104L49 103L58 108L71 105L73 101L68 95L72 90L76 91L81 83L101 81L106 60L110 55L120 53L121 56H125V52L121 51L120 47L131 39L132 33L141 25V21L135 16L123 17ZM160 9L159 5L146 6L145 15L155 18L156 12ZM26 24L35 26L34 33H44L48 41L53 44L55 52L47 58H42L30 52L32 45L29 46V50H25L24 47L29 40ZM141 48L133 47L138 49V52L132 49L136 55L130 57L139 58V62L142 63V60L150 58L144 56L145 51ZM1 50L0 58H5ZM130 52L131 50L126 53ZM6 72L7 69L0 63V91L9 94V92L13 93V88L1 82V76ZM60 90L67 91L62 101L58 98ZM132 91L134 93V90ZM148 96L146 94V97ZM129 98H132L131 94ZM110 99L109 97L105 102L112 109L113 104ZM36 124L37 127L30 128ZM6 176L8 181L2 180L1 187H7L12 191L15 189L22 196L39 195L35 192L30 178L17 175L13 169L6 173Z\"/></svg>", "mask_w": 264, "mask_h": 264}, {"label": "built area", "instance_id": "4", "mask_svg": "<svg viewBox=\"0 0 264 264\" xmlns=\"http://www.w3.org/2000/svg\"><path fill=\"white\" fill-rule=\"evenodd\" d=\"M34 37H41L43 40L45 41H48V38L45 37L44 33L40 34V33H34ZM31 45H33L32 42H30ZM263 170V169H261ZM244 182V181H243ZM237 189L240 191L239 192V198L241 200H248L249 198L250 199H264V192L262 190H260L258 193L256 194H247L246 190L244 189V186H240V185H237ZM256 195V196H255ZM249 196V197H248ZM245 197H248V198H245ZM259 224V228H254V226H249L251 228H254L256 230H261V225L260 223ZM237 230V229H236ZM250 229L248 230H242L241 228H238V230L236 231L237 232V235H239V239H241V243L244 242V245L247 246V247H250L251 248V251L254 252L255 254H258L260 257L264 254L263 251H264V242H261L259 239L260 237L253 234V233H250L249 231ZM264 228L262 229V232H263ZM244 238V240H243ZM240 243V247H243V244ZM263 253V254H262ZM257 255V256H258Z\"/></svg>", "mask_w": 264, "mask_h": 264}]
</instances>
